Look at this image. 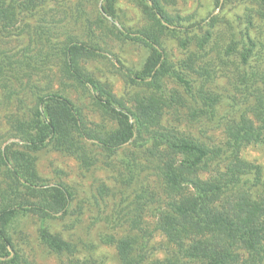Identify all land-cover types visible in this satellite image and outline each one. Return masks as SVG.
<instances>
[{
    "label": "trees",
    "instance_id": "trees-1",
    "mask_svg": "<svg viewBox=\"0 0 264 264\" xmlns=\"http://www.w3.org/2000/svg\"><path fill=\"white\" fill-rule=\"evenodd\" d=\"M47 1L0 0V30L17 29L24 14ZM134 1L149 21L141 30L131 31L116 23L114 0H105L107 6L101 14L112 34L150 51L141 71L121 68L129 84L144 85L147 93L133 96L130 105L118 99L83 66L106 57V52L95 43L69 39L59 52L60 79L86 89L103 121H87L68 97L51 88L45 93L35 90L30 115L11 118L16 141L0 148V264H21L12 227L17 218L27 215L39 219V239L46 249L58 255L77 252L76 245L49 227L50 222L72 217L73 193L65 184L40 178L35 153L53 148L76 157L82 168L90 169L96 163L95 149L117 154L128 147L141 150L152 162L165 196L155 229L167 239V255L150 264H264L262 168L241 157L244 148L264 144V75L259 78L248 69L252 49L242 53L245 71L237 76L236 86L252 91L254 103L240 118L234 114L228 120L225 142L207 144L193 135L164 128L165 111L174 104L188 110L191 122L216 117L221 97L206 90L205 83L195 92L187 79L190 73L208 79V69L195 65L197 55L192 52L178 70L166 57L163 38L194 37L206 25L213 26L217 18L185 24L183 18L168 13L162 0ZM209 39L207 33L199 50ZM181 46L189 49L190 40H183ZM169 77L184 88L183 93L165 94L163 82ZM130 225L137 233L112 243L121 264H144L151 253L152 232L137 218Z\"/></svg>",
    "mask_w": 264,
    "mask_h": 264
},
{
    "label": "rangeland",
    "instance_id": "rangeland-1",
    "mask_svg": "<svg viewBox=\"0 0 264 264\" xmlns=\"http://www.w3.org/2000/svg\"><path fill=\"white\" fill-rule=\"evenodd\" d=\"M162 2L171 16L183 18L185 24L197 23L209 16L217 18L213 26L206 25L194 37L165 35L163 45L166 57L178 70L180 63L194 52L195 65L208 69L210 74L208 79L195 73L187 74L193 90L196 92L205 83L206 90L221 97L213 121L203 117L191 122L188 110L174 104L165 111L163 126L193 135L207 144L223 143L228 120L234 114L240 118L254 103L252 91L236 86L237 76L245 71L242 69L244 51L252 49L248 69L259 78L264 75V3L241 0ZM106 6L105 0H48L34 12L24 14L17 29L0 30V148L16 141L10 120L30 115L35 105V90L58 91L78 107L87 121H103L101 111L86 89L60 79L59 52L69 39L95 43L106 52V57L84 62L83 66L110 87L118 99L129 104L133 96L149 91L144 85L129 84L121 68L141 71L150 51L110 32L101 14ZM112 10L116 23L128 30H141L149 25L134 0H114ZM207 33L209 43L199 50V42ZM183 40H190L189 49L181 46ZM163 84L168 96L175 91L184 92L170 77ZM34 156L40 178L51 184H65L73 193L72 217L50 222L49 227L53 233L76 245L77 252L73 255L52 253L39 239V219L21 216L12 227L15 252L21 264H121L112 240L137 233L130 225L136 218L152 232L151 253L144 264L166 257L167 239L155 229L165 196L154 165L141 150L128 147L117 154H107L95 149L96 163L90 169L82 168L76 157L53 148L43 149ZM241 157L259 165L264 178V144L244 148ZM202 177L206 178L207 174Z\"/></svg>",
    "mask_w": 264,
    "mask_h": 264
},
{
    "label": "water",
    "instance_id": "water-1",
    "mask_svg": "<svg viewBox=\"0 0 264 264\" xmlns=\"http://www.w3.org/2000/svg\"><path fill=\"white\" fill-rule=\"evenodd\" d=\"M102 11H103V9H102Z\"/></svg>",
    "mask_w": 264,
    "mask_h": 264
}]
</instances>
